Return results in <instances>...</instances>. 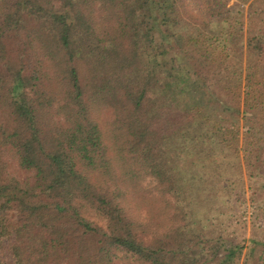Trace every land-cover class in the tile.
<instances>
[{
	"label": "trees",
	"instance_id": "16d2710c",
	"mask_svg": "<svg viewBox=\"0 0 264 264\" xmlns=\"http://www.w3.org/2000/svg\"><path fill=\"white\" fill-rule=\"evenodd\" d=\"M248 190L264 0H0V264H264Z\"/></svg>",
	"mask_w": 264,
	"mask_h": 264
},
{
	"label": "rangeland",
	"instance_id": "374dc122",
	"mask_svg": "<svg viewBox=\"0 0 264 264\" xmlns=\"http://www.w3.org/2000/svg\"><path fill=\"white\" fill-rule=\"evenodd\" d=\"M16 172L20 177L23 178L29 176V174L24 170H16ZM251 193L252 192L248 190L247 192L248 201L245 204L246 208L240 209L239 212L240 215H243V220L245 221L243 227L245 228L247 245H248V239L251 238L253 235H257L259 237L264 236V209H262L261 206L254 205L255 203H253L252 199H250ZM259 202L264 205L263 199H261Z\"/></svg>",
	"mask_w": 264,
	"mask_h": 264
}]
</instances>
